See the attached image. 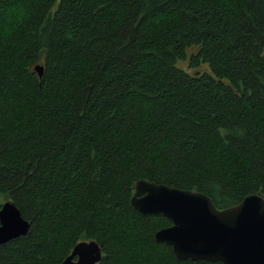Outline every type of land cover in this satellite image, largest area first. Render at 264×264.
<instances>
[{
	"label": "trees",
	"instance_id": "16d2710c",
	"mask_svg": "<svg viewBox=\"0 0 264 264\" xmlns=\"http://www.w3.org/2000/svg\"><path fill=\"white\" fill-rule=\"evenodd\" d=\"M140 180L264 197V0H0V210L31 224L0 264H221L155 240Z\"/></svg>",
	"mask_w": 264,
	"mask_h": 264
},
{
	"label": "water",
	"instance_id": "95a60500",
	"mask_svg": "<svg viewBox=\"0 0 264 264\" xmlns=\"http://www.w3.org/2000/svg\"><path fill=\"white\" fill-rule=\"evenodd\" d=\"M35 70L43 77L42 66ZM131 203L142 215L172 222L155 233V240L171 247L178 260L264 264V197L259 194L220 209L203 193L140 180ZM30 227L12 202L2 205L0 245L27 235ZM103 256L97 241H82L61 264H100Z\"/></svg>",
	"mask_w": 264,
	"mask_h": 264
}]
</instances>
